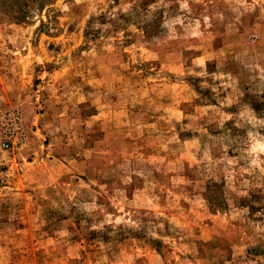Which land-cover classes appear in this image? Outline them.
Wrapping results in <instances>:
<instances>
[{"label": "rangeland", "instance_id": "rangeland-1", "mask_svg": "<svg viewBox=\"0 0 264 264\" xmlns=\"http://www.w3.org/2000/svg\"><path fill=\"white\" fill-rule=\"evenodd\" d=\"M0 264H264V0H0Z\"/></svg>", "mask_w": 264, "mask_h": 264}, {"label": "built area", "instance_id": "built-area-1", "mask_svg": "<svg viewBox=\"0 0 264 264\" xmlns=\"http://www.w3.org/2000/svg\"><path fill=\"white\" fill-rule=\"evenodd\" d=\"M24 133V119L20 111L11 110L0 118V142L3 147L11 148L12 143L22 142Z\"/></svg>", "mask_w": 264, "mask_h": 264}]
</instances>
